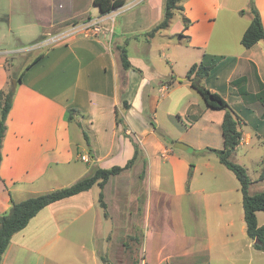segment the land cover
Listing matches in <instances>:
<instances>
[{
	"label": "crops",
	"instance_id": "0c3cea01",
	"mask_svg": "<svg viewBox=\"0 0 264 264\" xmlns=\"http://www.w3.org/2000/svg\"><path fill=\"white\" fill-rule=\"evenodd\" d=\"M26 1L25 15L33 17V14L36 21L37 15L49 18L38 42L77 25L80 20L66 23L73 18H98L103 29L96 35L78 32L50 46L40 45L33 56H22L28 58L20 62L17 70L12 68L14 57L7 66L5 52L13 51H0V90L8 88L14 72L13 79L17 80L2 145L0 215L10 210L13 202L69 186L93 173L92 169L96 167L124 166L135 151L125 133L138 137L144 156L148 157L145 178L150 175L151 166L152 170L154 167V162H150L151 149V157L160 164L166 161L185 166L187 173H182L183 185L178 186L177 194H192L194 174L187 188L189 166L156 134V128L148 130L146 119L148 115L156 119L161 105L165 113L176 111V103L185 97L182 111L190 118L187 121L190 129L199 127V135L203 134L208 142L216 140L219 149L224 147L222 122L225 111L204 109L199 93H193L197 90L186 76L189 68L200 62L205 53L223 57L204 79V85L220 93L242 119L243 137L233 156L247 155L253 146L262 147L255 159L250 157L258 168L260 179L264 156V105L254 99L245 102L231 82L245 79L244 87L250 93L259 92L260 82L264 83V45L258 42L247 48L237 43L233 48L221 42L213 43L214 28L221 11L229 9L228 0H186L183 4V12L190 24L187 27L182 24L179 29L184 35L181 37L186 38V48L192 50L191 59L159 55L154 37L162 30L153 37L145 35L163 18V7L156 9L153 6L157 0L142 6L137 5L136 0H126L122 9H116L113 14L112 11L102 14L99 7L97 14H92L82 8L85 0H63L59 7L55 0ZM64 1H69V5L61 10ZM89 2L94 3V0ZM255 3L264 27V0H255ZM62 25L66 28L55 32ZM244 32L239 34L241 38ZM120 46H125L133 67L123 68ZM163 48L172 57H177L170 41L164 42ZM36 59L40 60L34 63ZM163 61L164 66L158 65ZM179 65L181 70H178ZM124 101L130 104L129 109L123 110ZM117 108L124 118L126 132L122 124H117ZM69 109H75L72 120H69ZM73 124L79 129L76 133L72 131ZM83 131L90 138L89 144ZM113 180L103 189L98 186L108 211L104 218L90 215L95 205L90 190L53 202L13 236L0 264H62L43 249L60 235L62 229L57 224L64 216L75 229L101 223L103 219L115 225L117 218L111 214V201L115 207H121L120 197L125 190L116 184L113 186ZM159 186H162L160 182ZM151 203L152 194L147 196L146 207ZM143 264H149L148 260L145 259Z\"/></svg>",
	"mask_w": 264,
	"mask_h": 264
},
{
	"label": "rangeland",
	"instance_id": "374dc122",
	"mask_svg": "<svg viewBox=\"0 0 264 264\" xmlns=\"http://www.w3.org/2000/svg\"><path fill=\"white\" fill-rule=\"evenodd\" d=\"M61 1L63 0H55L56 6ZM138 1L137 5L142 6L151 0ZM165 1L157 0V4L153 6L156 9L162 6L164 11ZM185 2L186 0H182L181 3ZM26 4V0H0V51L14 52H5L9 63L7 66L11 65L14 57V70L28 58L22 56L31 57L38 50L35 43L44 32L43 27L48 26L47 16L37 15L40 20L36 21L33 14V17L25 15ZM62 4L60 9L64 10L69 1ZM228 6L230 10H222L218 17L212 41L234 48L237 43L238 46L241 45L239 34L248 28L253 14L250 0H228ZM82 8L88 9L92 14L98 12V6L89 0L83 1ZM184 17V12L176 9L170 26L154 37V46L159 48V55L164 53L171 59L193 57L192 50L186 48V38L181 37L182 31L179 29L184 25ZM89 19L73 18L66 23H74L75 20L82 23ZM62 26L55 29V32L66 28ZM168 41L174 45L177 57H172L163 48V43ZM19 49L22 51H16ZM158 59L163 58L158 56ZM163 63L164 61L158 62V65L164 66ZM178 70H181L180 65ZM14 77L15 72L11 75V83ZM11 83L9 82L8 87ZM199 96L202 107L206 109L204 100L200 94ZM184 99L185 97L179 104L176 103V111L165 113L161 105L157 118L148 115L146 120L148 130L156 128V134L186 161L189 174L195 176L192 183L194 192L177 194L178 186L183 185L182 173H187V169L166 161L160 164L151 157L150 149V162H154V167L152 170L151 166L148 178L140 177L143 170V162L140 160L132 169L113 180V186L116 184L125 190L120 197L121 207H115L111 201V214L115 215L117 223L110 224L103 219L101 223L81 225L75 229L73 224L67 223L68 219L64 216V220L57 224L62 229L60 235L44 246L43 251L49 257L62 264H143L145 259L149 264H264V250L257 249L254 240L247 234L241 184L234 172L220 163L216 153L206 148H217L216 140L208 142L203 134L199 135V127L190 129L187 125L190 118L183 115ZM72 131H79L75 124L72 125ZM137 132L140 133V130ZM134 136L138 139L135 134ZM176 142L187 143L189 147L176 148ZM262 150L260 146H253L247 155H231L234 162L247 164L244 166L252 180L249 188L252 194L264 190V180L259 179L258 168L250 161V157L255 159ZM145 157L149 161L146 155ZM89 168L94 167L90 165ZM159 182L162 186H159ZM203 188L208 191H202ZM90 192L95 198L90 215L104 218L108 211L100 200L98 186H94ZM151 194L152 205L147 204L146 207L147 196ZM257 219L259 225L264 224V210L257 212Z\"/></svg>",
	"mask_w": 264,
	"mask_h": 264
},
{
	"label": "trees",
	"instance_id": "16d2710c",
	"mask_svg": "<svg viewBox=\"0 0 264 264\" xmlns=\"http://www.w3.org/2000/svg\"><path fill=\"white\" fill-rule=\"evenodd\" d=\"M181 2L182 0H166L162 20L154 25L148 32H146L145 35L153 37L158 31L167 29L175 15V10H184V6ZM125 3L126 0H94V4L100 8L102 14H108L111 11L122 7ZM250 9L253 14L252 21L241 38L242 45L247 48L258 42H262L264 45L263 22L255 0H250ZM73 22L77 23L76 20ZM189 24L190 20L184 17L185 27H187ZM119 48L123 68L129 69L133 67L129 61L125 46H120ZM222 57L223 56L221 55L205 53L200 62L194 63L189 68L186 76L190 81L191 86L197 90V92L203 98L207 108L223 109L225 111L222 122L224 147L219 149L207 146L206 148L209 151L216 153L220 163L234 172L238 178L243 193V207L247 225V234L251 239L254 240V245L257 249L264 250V224L259 225L257 219V212L264 210V190L253 194L250 193L249 188L252 180L247 172V168L244 165L231 160V155L240 145L243 137V131L241 129L242 119L232 108L230 103L220 93L211 90L203 83L204 79L209 75L212 68L221 60ZM39 60L40 59H36L34 63ZM196 78H199L200 80L196 81ZM244 82L245 79L241 78L234 79L231 83L238 88L245 102L254 99L256 101H260L264 105V83L260 82L259 92L253 94L244 87ZM14 95L15 85L12 83L8 88L0 90V164L3 158L2 145L7 131V117L13 105ZM122 108L123 110L129 109L130 104H128L127 101H124ZM74 112L75 109H69V120L73 119ZM116 121L117 124L123 125L124 131L126 132V124L121 111L118 108L116 109ZM152 124L154 125L153 122ZM83 134L85 140L89 144L90 138L87 132L83 131ZM125 135L128 136L132 141L135 151L133 157L129 159L124 166L114 165L111 168L96 167L92 174L79 179L69 186L31 196L20 202H13L10 210L0 215V263L3 254L9 246L13 236L24 229L29 224L30 220L49 204L76 195L83 191H89L94 186H99L101 189H103L105 185L111 180H113L115 177H118L123 172L132 169L140 160L143 162V170L140 174V177L145 178L147 159L139 145V141L133 134L125 133ZM190 179L191 175L187 181V188H189ZM260 179L264 180V156L262 160ZM100 200L102 201V204L106 206L102 191L100 193Z\"/></svg>",
	"mask_w": 264,
	"mask_h": 264
},
{
	"label": "built area",
	"instance_id": "2783aa9c",
	"mask_svg": "<svg viewBox=\"0 0 264 264\" xmlns=\"http://www.w3.org/2000/svg\"><path fill=\"white\" fill-rule=\"evenodd\" d=\"M140 1H136V4H139ZM135 4V5H136ZM122 9V7H119L118 9ZM116 13V9L112 11V14ZM103 29V23L100 19L98 18H90L89 20L78 23L77 25H73L70 27V29H67L66 31L60 32L57 35L50 36L46 39H43L42 41L36 43L35 45L39 47L40 45L42 46H50L52 44H55L57 42H60L62 40L67 39L68 37L77 34L78 32H82L85 35H96L99 32H101ZM84 160H88L86 156L82 157Z\"/></svg>",
	"mask_w": 264,
	"mask_h": 264
},
{
	"label": "water",
	"instance_id": "95a60500",
	"mask_svg": "<svg viewBox=\"0 0 264 264\" xmlns=\"http://www.w3.org/2000/svg\"><path fill=\"white\" fill-rule=\"evenodd\" d=\"M182 78H180V80H181ZM200 79L199 78H196V81H199ZM12 84L13 85H17V80H15V79H13L12 80ZM174 146L176 147V148H179V149H187L188 147H189V145L188 144H186V143H184V142H176L175 144H174Z\"/></svg>",
	"mask_w": 264,
	"mask_h": 264
}]
</instances>
